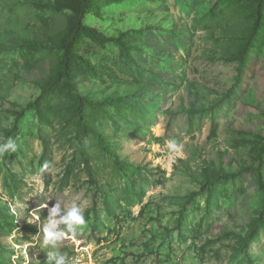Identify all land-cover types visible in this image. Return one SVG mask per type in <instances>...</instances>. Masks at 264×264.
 Instances as JSON below:
<instances>
[{
	"label": "rangeland",
	"instance_id": "1",
	"mask_svg": "<svg viewBox=\"0 0 264 264\" xmlns=\"http://www.w3.org/2000/svg\"><path fill=\"white\" fill-rule=\"evenodd\" d=\"M80 6L0 0V139L17 143L0 155V264H55L43 233L55 202V219L71 204L85 215L57 249L66 264H264V226L244 251L235 236L262 208L254 169L264 179V5L90 0L85 25L122 41L81 34L73 86L63 80L44 94ZM76 93L109 100L80 120ZM184 108L204 112L191 119ZM218 165L247 172L222 177Z\"/></svg>",
	"mask_w": 264,
	"mask_h": 264
},
{
	"label": "trees",
	"instance_id": "2",
	"mask_svg": "<svg viewBox=\"0 0 264 264\" xmlns=\"http://www.w3.org/2000/svg\"><path fill=\"white\" fill-rule=\"evenodd\" d=\"M258 4L260 6L264 5V0H258ZM89 6H90V0H81V6L79 8L74 9L77 11L76 26H75L74 31L70 34L69 38L66 40V43L64 44L63 58H62L63 59V69L57 78L50 81L49 85L47 87L43 88L44 94H49L54 88L59 86L63 80H66L71 87L73 86L74 81H73V78L71 76L72 68H73V66L78 64L80 60H82V56L74 50V46L77 42L78 37L81 34L90 33L99 39L113 40L115 42H121L122 41V37L117 38L114 36H106L105 34L100 33L97 30L85 25L84 19H85L87 12H88ZM63 7L68 8V9H73L72 7H70L66 4H63ZM61 47H63V44L58 42V48H61ZM248 48L249 47L247 44L243 50L242 55L239 57V62H240V66H241L240 71H239L240 73L242 72V65L244 63V58H245V56L249 50ZM108 100L109 99L107 98V99H104L102 101H95L89 97H84L81 94L76 93L75 94V101H76V115H77V117L80 120H83L89 107L97 106L101 110H104L103 106L106 103H108ZM183 112L186 113L191 119H193L196 114H202V112H204V111L199 110V109H186V108H184ZM81 126H82L83 131L85 133L95 135V137L98 140L100 147L104 151L111 153L110 144L106 141L105 137L100 132L95 131L92 127H89L84 123H82ZM16 137H17V133L14 135V138H16ZM263 140H264V138H263ZM44 143L47 145L44 157L48 161V160H50V151H49L47 142L45 141ZM262 148L264 149V143L262 144ZM182 163L185 164L183 161H182ZM188 168H190V167L188 166ZM188 168L186 169L187 171L189 170ZM213 168L217 171L218 175L220 174V176H222V177H226V176L236 177V176H239L243 172H247V169H245V168H240L238 171H235V172L225 171L224 169H222L221 165H218L216 167L214 166ZM254 173H255V178H256V185H257L258 190L260 191V193L262 195V208L258 212V216L255 219V221L252 224H250L247 232L244 235H241V234L235 235L237 238L236 243H237L238 249L240 251H244L245 249H247L249 244H251L252 242H255V239L257 237L259 230L262 229L264 226V216H263L264 215V179H263V173L261 172L259 167L254 169ZM205 184H207V183H205ZM0 211L2 213H5V211L2 209H0ZM8 211H9V209H8Z\"/></svg>",
	"mask_w": 264,
	"mask_h": 264
},
{
	"label": "clouds",
	"instance_id": "3",
	"mask_svg": "<svg viewBox=\"0 0 264 264\" xmlns=\"http://www.w3.org/2000/svg\"><path fill=\"white\" fill-rule=\"evenodd\" d=\"M169 148L173 152H178L179 146L175 142L169 143ZM17 151V143L11 137L7 139H0V155L4 154H12ZM48 168V163L45 162L40 171L44 172ZM41 207H47L46 204L41 205ZM61 204L55 202L53 207L48 210V216L43 221L45 227L43 228L44 233V241L46 244L51 243L52 248L54 249L52 252L48 254V260L55 261V264H66V254H61L59 250V245L65 239H75L76 235L73 230V226L83 228L85 225V215L80 206H76V204H71L68 206L70 210L67 211V214L62 216L60 219H55L60 213ZM33 219H39V213H33ZM67 225L69 231L67 233L62 231H57L58 225ZM15 259V257H14Z\"/></svg>",
	"mask_w": 264,
	"mask_h": 264
}]
</instances>
